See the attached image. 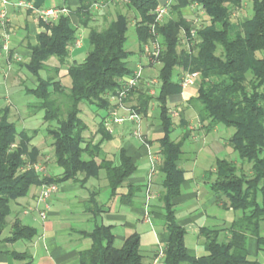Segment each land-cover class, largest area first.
I'll use <instances>...</instances> for the list:
<instances>
[{"label": "trees", "instance_id": "obj_1", "mask_svg": "<svg viewBox=\"0 0 264 264\" xmlns=\"http://www.w3.org/2000/svg\"><path fill=\"white\" fill-rule=\"evenodd\" d=\"M35 8H43L47 0H29ZM124 1V0H123ZM162 25L155 27L160 43L157 56L144 52V45L152 38L150 25L154 21L157 0H126L139 20L135 33L139 51L146 54L149 64L155 66L158 86L150 94L141 82L124 100L134 97L132 109L145 115L151 102L157 105V117L162 135L157 139L162 174L159 200L164 212L168 239L163 248L165 264H260L247 259V237L257 239L258 248L264 250V0H249L248 16L232 21L242 0H175ZM99 0H79L73 13L82 27L88 29L86 55L81 61L67 63L70 49L77 39V28L70 14H60L56 21L44 25L35 43L28 45L30 56L23 67L34 78V85L23 86L24 93L32 96L27 104L29 116L42 110V131L37 128L17 131L11 120V108L0 109V232L10 205L25 196L31 186L44 183L78 181L84 184L104 171L110 197L135 170L133 162L120 151V164L105 158L99 142L92 143L84 137L87 125L81 118V106L106 111L109 97L119 88L118 78L132 73L128 58L131 51L125 47L131 19L125 12L117 11L106 26L91 24V7ZM197 3V11L204 14L197 25V41L185 48L181 37L189 36L194 26L185 19L182 8ZM66 9L69 6L65 5ZM247 10V9H246ZM206 20V21H205ZM183 34V35H182ZM51 58L55 63L49 65ZM155 64V65H154ZM66 79L60 77V70ZM180 73L197 72L200 76L196 95L187 100L197 112L205 131L217 125L233 128L228 145L236 153L239 164L228 158H217L211 189L226 199V206L242 211L228 230V237L219 241L218 231L201 229L205 237L207 255H188L183 239L185 230L176 222L173 199L180 192L183 171L176 161L182 153V139H172L174 121L168 112L169 102L180 99L181 87L175 79ZM43 73V74H42ZM106 116V114H105ZM101 116L98 130L102 138L108 137ZM182 124L184 120H181ZM42 132L51 142L53 163L61 169L57 176L39 175L32 165L39 155L32 139ZM97 158H99L97 160ZM247 167V169H245ZM245 169V170H243ZM127 192L119 196L122 204L131 205L139 186L127 184ZM87 209L93 217L100 215L102 205L91 192ZM90 248L79 254V264H144L139 253V235L128 236L120 248L113 246L111 226L98 224L89 232ZM32 230L15 223L9 238H30Z\"/></svg>", "mask_w": 264, "mask_h": 264}, {"label": "crops", "instance_id": "obj_2", "mask_svg": "<svg viewBox=\"0 0 264 264\" xmlns=\"http://www.w3.org/2000/svg\"><path fill=\"white\" fill-rule=\"evenodd\" d=\"M123 3L126 4V0H122L121 4ZM165 3L171 8L176 1L157 0V5ZM241 3L244 6L239 7L240 12L244 8L246 11L250 6L249 0H242ZM66 4L69 6L68 12L63 14H70L71 22L77 28V40H79V43L70 49L66 63L68 65L73 61L83 60V41L88 33V29L81 26L79 17L73 13L79 5V0H47L43 8L38 9L62 8L66 7ZM130 9L134 13V20L131 23L135 26L139 18L137 12L133 8ZM182 13L185 19L191 22L195 14L201 15L202 12L189 4L182 8ZM93 14L91 24L95 25L98 16L95 12ZM101 15L102 19L106 17L105 13ZM9 18L12 30L8 41L9 51L0 52V89H4V92H7L9 88L6 83L9 80L8 75L20 71L24 68L23 64L28 62L30 56L28 45L35 43L36 35L45 30L44 25H50L29 10L26 12L11 10ZM136 53L134 60H128L129 67L132 70L140 67L143 77L149 80L146 77V71L155 66L150 65L146 54L139 51L138 42ZM64 67L66 66H63L60 74L65 72ZM151 85L146 84V86ZM196 89L197 86L194 85L181 91L180 99L169 102L168 109L176 110L173 116L170 113L174 121L172 134L175 133V138L172 139L183 140L182 153L176 161L177 167L183 171V180L179 194L173 199L174 215L176 222L185 230L183 242L188 255L197 258L208 254L205 249L206 239L201 234V229L218 231V240L221 241L228 237L230 225L242 216V211L227 207L225 197L211 189L213 179L211 174L215 170L216 159L223 158V155H231L233 151L228 145V140L222 137V129L219 127L221 125L215 126L210 131L203 130L197 112L187 104V100L196 95ZM22 91H24L23 87ZM131 99L133 100V97L124 104L126 109L132 107ZM109 102L110 105L106 111L98 110L102 114L83 105L84 110L89 113L87 119H84L85 111H82L83 107H81L80 116L87 125L84 137L92 143L99 142L102 155L112 160L115 165L120 164L122 150L135 165V170L125 179L123 185L116 189L113 197H110L107 180L102 170L98 177L90 178L84 184L78 181L60 183L59 191L50 199V207L44 219L38 216L36 208L41 206L36 205L35 202L41 187L40 185L31 186L25 196L17 198L10 205L5 226L0 232V264H79L80 252L90 248L92 243L91 238L83 233L91 231L98 224L111 226L115 248H120L131 234H138L142 262L153 264L154 259H157L155 264H165L164 255L158 257L159 249L163 250L166 244L168 232L165 228L163 205L159 200L162 174L158 170L161 156L157 139L162 135V128L156 115L157 106L151 102L147 113L139 114L141 116L140 133L141 130L142 133L141 138H137L132 135L136 126L133 121L125 119L121 123L113 122L112 115L116 112L123 115L122 110L125 108L117 107L111 101ZM6 106L11 108L9 104ZM180 106L182 109L178 113L177 109L179 110ZM119 109L122 110L119 112ZM101 116H105L102 121L109 134L104 139L98 130ZM33 117L24 116L25 120H32ZM181 120H184L185 124H182ZM39 133L42 132H38L32 139V144L35 146V139L40 135ZM60 173L61 169L54 165L53 160L49 162L46 175L57 176ZM207 173H211L210 176L207 177ZM148 179L151 182V190L147 193ZM127 184L140 187L131 205L122 204L119 200L120 195L126 194ZM91 192L95 193V199L103 209L96 217H93L91 211L87 209ZM27 208L32 210L24 212ZM15 223L29 227L33 235L26 239L10 240ZM262 233L264 234V230ZM246 246L247 259L264 264V250L258 248L256 237L248 236Z\"/></svg>", "mask_w": 264, "mask_h": 264}, {"label": "rangeland", "instance_id": "obj_3", "mask_svg": "<svg viewBox=\"0 0 264 264\" xmlns=\"http://www.w3.org/2000/svg\"><path fill=\"white\" fill-rule=\"evenodd\" d=\"M121 1L122 0H99L98 3L94 4L91 7V11L95 12V14H96V16H98V18L100 17V19L97 18V20H95L96 23H95L94 26H96L98 28H101V27L106 26V24L109 21V19H112L115 16V13L117 11H121V12L127 13L128 14V17L131 19V21L134 20V17H133V14L134 13H133V11L130 9V7H127L124 3L121 4ZM242 6H244V4H242ZM248 9L245 11V8H244L243 11H241V12L240 11L234 12V14L231 16V20L232 21H237V20H239L241 18H245L246 16H248V12H249ZM11 10H20V11H25V12L27 11L26 9H20V8L19 9L8 8V17H9V12ZM67 12H68V10H67ZM104 13L106 14V17L102 19L101 18V16H102L101 14L104 15ZM34 14L37 17H39L41 20L46 21L45 17H40V15L38 13H36V12H34ZM196 17L198 18V21H196L194 23V25L200 24L203 21V19H204L203 16H201L198 13V15L197 14L194 15V17L192 18V20H190L191 21L190 23H192V21H194V19ZM55 21L56 20H54L53 23ZM9 23H10V18H9V22H8V29L10 31H12L10 29ZM48 23L51 24L52 22H48ZM135 34H136L135 33V26H134L133 23H131L129 25V28H128V31H127V34H126L127 39H126V43H125L126 49L129 50V51H131V54H130L128 60H134V58L137 56V53H136V50H137V41H136V35ZM86 38L87 37H85V39L83 41V50H82L84 52V53H82L83 58H84V56L86 54V51L88 49V43H87ZM54 63H55L54 58H51L50 61H49V65H53ZM158 67H159V65L157 66V64H156L155 65V68H152L151 70L146 71V77L149 80L156 79V72L158 70ZM62 74L63 73L61 72L60 77L63 78L64 83H66V81H65L66 79L64 78V76ZM181 74L182 73H180V71L177 70V74L175 75V79L179 81L180 80L179 78H180ZM141 75H142V79L144 80L145 78L143 77L142 70H141ZM199 78H200L199 74L196 75L194 77V81H193V84H191V86H194V85L197 86V84L199 83V80H200ZM7 79H9L6 82L7 83V86L9 87L8 90H7V92H4L3 91L4 89H2V88L0 89V90H2V91H0V95H2L1 98H0V109L2 107H4L5 105H7V104L11 105V114H12L11 116L12 117L10 119L15 122V126H16L17 131L22 130V129H30V128H33L34 126L35 127H38V129H40V131H42L43 128L46 126V123H42V116H43V111L42 110L36 111V114L34 115V117H33L32 120H28V119L25 120V118H24V116L30 117L29 116L30 114L28 112L29 110L27 108V104L30 101L33 100V97L32 96H29V95H26L24 93V91H22V87L23 86H28V87L33 86L34 85V78L29 73H27V71L24 68H22V69H20V71L18 70V72H15L13 75H10L9 74L8 77H7ZM154 83L155 82H151L152 89L149 90L150 94H155V90H156V88L158 86V81L157 80H156V83L155 84ZM151 86H146V87H151ZM13 89H14V91H13ZM183 90L184 89L181 88V91H183ZM127 97L128 96H126V98ZM109 101H111L112 104H114L113 102H115V100H110V97H109ZM135 102H136V100L133 97V100L131 101V105L132 106L135 105ZM124 104H126V102H124ZM152 104H154L155 106H157L155 103H152ZM81 107H83V105ZM171 107H174V106H171ZM84 109L85 108L83 107V110L82 111H85V114L83 112V117H84V119H87L89 113H87V110H84ZM91 109H92V111H95L96 110L95 107H93V106H91ZM181 109L182 108L180 106L179 110L177 109V112L180 113ZM120 110H122V109H119V112H120ZM130 110L131 111L133 110L132 107L129 108V109H126L125 108V110H122L124 112L123 115H121L118 112H116L112 116H113V118H115V117L116 118H124V120L125 119H128V120H131L132 121V119L130 118V115L132 114ZM97 112L100 113V114H102L101 111H97ZM168 112L171 113L172 116H173V114H176L175 113L176 110L174 111L173 108L172 109L169 108L168 109ZM119 123H121V122H119ZM219 127H220V129H222V137L225 140L226 139L228 140V138L231 136V134L233 132V128H231V127H224L222 125L219 126ZM201 132H204V131H201ZM89 133H91V132H89ZM141 133H142V130H141ZM143 133H144V131H143ZM39 134L40 135L37 136V138L35 139L36 140V146L38 147V150H39V155L37 157L36 164L44 167V169H45L44 172L46 174V169L48 167V164H49V162H52V160H53V152H52L51 142L48 139V137L47 136H44L43 133H39ZM86 135H87V133H86ZM132 135H133V131H132ZM90 136H91V134H90ZM133 137H137V136L136 135H133ZM172 138H175V133L172 134ZM223 156H224V158L231 159L236 164H239L240 163L239 158L237 157L236 153H234V152L231 155L228 154L227 156L226 155H223ZM245 169H247V167H245ZM245 169H243V170H245ZM156 261H157V259H154L153 264H155Z\"/></svg>", "mask_w": 264, "mask_h": 264}, {"label": "built area", "instance_id": "obj_4", "mask_svg": "<svg viewBox=\"0 0 264 264\" xmlns=\"http://www.w3.org/2000/svg\"><path fill=\"white\" fill-rule=\"evenodd\" d=\"M194 8H197V3H192L191 4ZM8 8L12 9H26V10H32L40 15V17H45L47 22H52L56 20L59 14L61 13H67V9L65 7L62 8H48V9H38L35 8L33 3L29 0H0V52L7 53L9 51V46H8V41L11 36V31L8 29V22H9V17H8ZM154 21L150 25L151 33L153 34V38L145 44L144 47V52L148 55L151 56H157L160 50V43L156 37L155 33V27L157 25H162L166 19V17L170 13V7L167 3L165 4H159L155 7L154 11ZM198 21V18L196 17L194 21H192L191 24L194 25V23ZM196 27H192L189 31V36L181 37L180 42L184 45L185 48L189 49L190 45H193L197 41V36H196V28L197 25H194ZM79 43V40L76 39V43ZM198 75L197 72L193 73H182L180 76L179 80V85L181 88L185 89L187 87H190L191 84H193L194 77ZM119 82V88L110 96V100H115L113 102L117 107H124V100L126 96H128L129 92L132 91L133 89H136L141 82L144 84H151V82L156 83V79H142L141 75V68L138 67L132 71V73L128 76H122L118 78ZM125 108V107H124ZM131 111V110H130ZM130 118L132 121L136 124L135 129L133 130V135H136L137 137H141L140 133V122H141V116L136 113L135 111H131ZM113 122L119 123L124 120V118H113ZM106 123V122H105ZM108 129V127H107ZM33 169L36 171L37 174L39 175H46L45 174V169L44 167L38 165V164H33L32 165ZM150 179V177H149ZM148 179L147 181V186H146V191L147 193L151 190V182ZM40 191L36 195V205H40V208H36L38 212V216L40 219H44L47 214V210L50 207V199L52 196L59 191L60 184L55 183V182H50V183H44L40 186ZM149 195V194H148ZM148 197V196H147ZM29 210H32V208H27L24 210V212H28ZM163 255V250L159 249V254L158 257Z\"/></svg>", "mask_w": 264, "mask_h": 264}]
</instances>
